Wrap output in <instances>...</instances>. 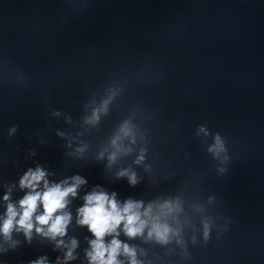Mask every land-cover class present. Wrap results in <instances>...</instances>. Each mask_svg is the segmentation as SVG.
I'll list each match as a JSON object with an SVG mask.
<instances>
[{"label": "clouds", "instance_id": "9594fccd", "mask_svg": "<svg viewBox=\"0 0 264 264\" xmlns=\"http://www.w3.org/2000/svg\"><path fill=\"white\" fill-rule=\"evenodd\" d=\"M108 101H104L103 105L106 108ZM98 109L93 112L89 122L98 119ZM200 131L208 135L205 127L201 126ZM133 136L131 127L128 122L121 127L119 134L111 141V146L114 149L107 157L109 166L114 164L121 153L128 154L131 149L124 147L120 141L123 137ZM133 139V143H134ZM82 152L83 149H77ZM208 151L214 157L219 158L221 153L227 151L224 140L219 134L214 136V143L208 148ZM104 154L101 153L99 158L102 159ZM225 159L227 157L225 156ZM143 160L141 154L136 163ZM223 171V169H221ZM47 173L40 167L34 171L29 169L20 180L22 189L30 191L24 195L19 201V208L14 204L8 203L6 208V218L0 225V234H3L5 239L10 238L14 229L23 230L24 235L29 240L33 229L37 234L56 240L57 237L63 238L66 235L67 227L71 222V214L66 211L69 204V197H76L77 191L81 185L87 181L79 175L71 177V183L68 180L62 183L49 185L46 179ZM119 177H127L130 185L137 183L136 175L127 169L117 173ZM43 183V189L37 190L40 184ZM4 200L8 201L9 196L5 195ZM179 203L173 204L165 202L157 206L148 204L146 207L141 201L126 200L121 204L116 199V194H108L103 189L96 190L84 196V204L78 212L77 223L81 226H87L89 232L95 237L91 240V250L86 253L89 264H122L118 259L119 256H126L129 264H140L136 259V251L126 243H122L117 237L119 236L118 229L122 227L123 233L129 238L142 236L144 230L148 228V237L155 238L160 243H168L170 233L174 230L165 222H162V217L171 214L179 209ZM42 209V211H41ZM204 235L208 237L209 225L204 224ZM178 235V231L175 232ZM112 236L109 243H105V237ZM64 244L63 239L57 241V247ZM77 246L75 239L71 240L68 252L65 259H73V250ZM32 264H46L44 258L33 261Z\"/></svg>", "mask_w": 264, "mask_h": 264}]
</instances>
